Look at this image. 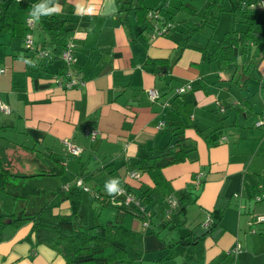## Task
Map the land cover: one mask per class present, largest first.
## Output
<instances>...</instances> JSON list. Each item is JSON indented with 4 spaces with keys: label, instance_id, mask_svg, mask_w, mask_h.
<instances>
[{
    "label": "crops",
    "instance_id": "1",
    "mask_svg": "<svg viewBox=\"0 0 264 264\" xmlns=\"http://www.w3.org/2000/svg\"><path fill=\"white\" fill-rule=\"evenodd\" d=\"M154 2L142 0L146 7ZM118 8L115 0H0V101L8 107L0 108V162L10 176L19 177L20 186L27 185L30 176L53 182L50 187L29 186L30 191L14 193L52 191L45 199L53 211L69 213L72 198L61 192L71 184L79 187L72 195L101 207L99 222L115 220L133 232L125 251L130 248L134 257L126 252L116 264H264V219L255 217L264 215V197L252 202L233 195L254 193L253 197L264 189V125L254 124L264 116L263 95L249 101L242 90L231 92L222 82L215 83L228 79V68L217 59H200L193 45L201 46L207 38L194 42L190 36L192 46L178 44L188 25L179 34L169 16H163L169 25L158 32L161 19L146 26L130 7L123 26ZM51 14L69 24L77 22L65 35L74 42L71 67L82 79L80 85H57L53 75L62 61L52 54L44 60L34 48L24 46L29 34L38 51L50 50L41 44L48 32L40 21ZM256 69L264 76V58ZM182 83L189 87L173 94ZM148 88L157 90L159 97L150 100ZM167 122L184 124L183 135L194 143L196 158L148 172L129 169L136 153L169 139ZM241 134L247 139L244 148L238 144ZM62 139L79 146L78 154L68 153ZM49 168L50 173L42 172ZM133 170L136 174L129 175ZM89 171L97 173L88 176ZM104 175L134 197L147 190L148 216L120 212L116 205L123 194L116 191L110 192L111 202L95 200L92 193L94 188L103 190L98 181ZM66 182L62 190L60 185ZM180 193L191 199L182 213L173 208L164 218L166 195L176 198ZM206 214L215 222L208 232L200 227ZM29 226L25 221L12 232L1 229L0 264H63L51 247L31 243ZM236 243L239 248L227 253Z\"/></svg>",
    "mask_w": 264,
    "mask_h": 264
},
{
    "label": "trees",
    "instance_id": "2",
    "mask_svg": "<svg viewBox=\"0 0 264 264\" xmlns=\"http://www.w3.org/2000/svg\"><path fill=\"white\" fill-rule=\"evenodd\" d=\"M119 4L118 11L122 12L119 15V22L123 26L127 25L125 19V11L130 7L134 10L136 20L141 23H145L146 26L152 22L153 15L148 16L147 12H157V18L161 21H165L164 17L158 15V8L146 7L142 0H115ZM222 0H205L202 5L196 10L197 19L193 20L186 29L182 32L179 39V45L182 47L192 46L188 40L190 35L195 30H210L216 22V18L219 11V3ZM257 0H236L235 4L231 1L230 20L228 27L223 32V35L219 39L211 38L210 36L201 45H193L198 49L201 60L217 59L218 62L224 68L236 69L239 67L238 74L233 81L237 82L240 86L245 87L249 77L254 76L252 70L256 69L258 60L264 58V29L256 27L258 23L255 17L257 11H264V5H255ZM239 10V19L244 22L243 28L235 27V11ZM167 21V20H166ZM41 27L47 30L48 37L44 39L41 44L50 46V50L46 48H40L39 51L34 42L32 45L35 51L38 52L40 58L46 60L52 56L55 58L60 57V50L68 38H66V32L69 29L75 28L77 22L69 24L65 18L57 15H44L40 21ZM156 23V21H153ZM44 51V53H42ZM51 51V52H50ZM42 59L39 65L43 64ZM58 68V73L61 74L63 68ZM163 102V101H162ZM161 102V103H162ZM166 104H161L164 107ZM163 123V121H162ZM170 137L160 146L151 148L146 153H136L135 159L132 161L129 169L135 168L136 170L148 172L151 169H159L164 165L183 161L194 160L196 158V152L194 143L183 135L182 128L184 124H170ZM53 169H46L42 172L50 173ZM96 171V170H95ZM89 171L86 175L93 176L97 172ZM11 172L2 165L0 162V190L3 189L6 179L9 178ZM85 175V174H84ZM101 177V176H100ZM98 179V178H97ZM102 181L99 182V186H102L103 190L99 191L98 188H94L95 194L92 193L95 200L100 204L109 202L108 196H110V190L108 185L113 182L108 181L107 176H102ZM121 185H124L123 183ZM122 187V186H119ZM24 190L30 191L27 185H23ZM60 191L61 188L59 187ZM66 191H62L66 198L70 199L76 206L79 205V195H72L79 187L70 185L66 188ZM22 192V193H23ZM66 192V193H65ZM141 193L135 198L138 203L142 205V211H138L137 207L131 202L128 204L120 203L116 207L120 212H130L141 218L148 216L149 207L145 209V204L149 202L148 191L141 189ZM238 193H233L237 196ZM100 195L103 199H100ZM23 197L31 196V200L27 202V199L18 212L13 214L12 212L0 214V236L2 235V226L4 225L3 217L9 218L8 222L14 226L20 225L25 221L30 222L28 230V238L31 239L32 244H45L56 252H58L63 259V264H116L126 257L125 246L131 243L133 232L130 229H122L117 225L115 220L86 224L81 220L77 214L76 209L70 210L69 213H58L53 211L51 205L45 199H39L38 195H21ZM191 198H187V193H180V196L176 197V206L174 211L179 214L182 213L183 206ZM155 202V201H153ZM28 203V207H26ZM153 204L150 203L149 206ZM208 215V214H206ZM211 216V215H210ZM164 218L167 216L163 215ZM211 218V217H210ZM201 223V222H200ZM199 223V225H200ZM215 222L213 219L208 225L200 227L208 232ZM211 225V226H212ZM132 234V235H131Z\"/></svg>",
    "mask_w": 264,
    "mask_h": 264
},
{
    "label": "rangeland",
    "instance_id": "3",
    "mask_svg": "<svg viewBox=\"0 0 264 264\" xmlns=\"http://www.w3.org/2000/svg\"><path fill=\"white\" fill-rule=\"evenodd\" d=\"M233 2V4H235L236 0H222L219 3V11H218V15L216 18V22L213 25V27L208 30L203 29V30H195L191 33V37H192V41H200V40H206V38H208L209 36L211 38L214 39H219L222 37L223 32L225 31V29L228 27L229 24V18H230V11L229 8H231V4L230 2ZM144 2V1H143ZM205 2V0H155V2L153 4H147L150 7H159L158 8V15L160 17L169 16L170 22L171 24H173V29H175L176 32H178L180 34V32L178 30H184L185 27L187 25H189L191 22H193V20L197 19V13L196 10L202 5V3ZM146 3V2H145ZM235 11V27L237 28H243L244 26V22L241 21L239 19V15L240 12L239 10H234ZM255 17L257 20V24L256 27L259 29H264V11H257L255 13ZM196 18V19H195ZM153 21H156L158 24L160 23V19L159 18H153ZM169 32L173 33V30H169ZM196 36H199V38H197ZM227 70V69H226ZM239 71V67H237L236 69H231L228 68V79L225 80H221L220 78H218L216 81H214L215 83L218 82H222V85L225 86V88H228L231 92H233L234 90H242V92L247 96V98L249 99V101H252V99L259 97V95H263V99H264V76H260L258 73V70H252V74L254 76L249 77V79L247 80V83L245 85V87L240 86L237 82L233 81V78H235L238 74ZM230 85V86H229ZM242 93V94H243ZM243 94V95H244ZM175 102H177L178 100H174ZM227 107L230 108V105H227ZM178 110V109H177ZM179 111V110H178ZM181 113V110L179 111ZM214 115L217 114L216 111L212 112ZM183 115H186L187 113L183 112ZM221 116V115H219ZM247 116V115H246ZM185 116H182L183 119ZM224 118V117H223ZM167 118L164 116L162 117V120L165 121ZM251 119V118H250ZM248 120L249 119H244V121L246 122V125L248 124ZM252 120V119H251ZM216 124L220 125L219 122V118L216 120ZM229 122V121H227ZM232 122V121H230ZM171 125L169 124V122H167V124L164 125L165 128H169ZM244 126V125H243ZM245 128V127H243ZM247 141L246 136H244L243 134L240 135V139H239V147L244 148V143ZM73 160V159H72ZM68 174V172H65ZM19 177L17 176H9V179L5 182L4 187L2 190H0V214L3 213H10L12 212L13 214H18V212L20 211V209L22 208V205H24L26 199L27 202L31 200V196L28 197H23L20 195H17V193H14L15 189H18V191L20 192V188L23 186H20V181L18 179ZM23 182V181H22ZM52 179L49 178H39L36 179L32 176L29 177V180L26 181L25 184H27V186H36V185H41V186H52ZM15 185V186H14ZM198 188V186H197ZM257 192V190H255V193ZM52 191H50L49 193H47V195L43 194V191H41L39 193V199H45L48 195H51ZM254 193H251L250 195L252 196ZM251 196H247L244 193L240 195V193L235 196L236 198H249L250 200L253 201H257L254 200L253 197ZM55 199H58L57 194H55ZM51 198H54V195L51 196ZM50 200L53 202L54 199ZM47 200V199H45ZM80 201V200H79ZM70 203V210H73L74 208L76 209V214L77 216L81 219L84 220V218H86L87 222H93V221H97L98 222V218H100L98 216V211L101 207H97L95 202H92L93 204H88V202L84 199H81V201L79 202V205L76 206V204L72 203L71 201H69ZM28 203H26V207ZM107 206V205H105ZM159 210L160 207H159ZM164 214V211L163 213ZM85 216V217H84ZM8 217L4 216L3 220L4 225L2 226V228H4L5 232H12L13 230V224L8 222ZM89 225V223H87ZM2 231V230H1ZM3 232V231H2ZM3 235V233H2ZM126 248V247H125ZM134 252H136V249H134ZM127 255L129 257H134V253L132 252V250L130 248H128L126 250ZM135 258L131 259L134 260ZM134 262V261H133ZM139 264V263H136Z\"/></svg>",
    "mask_w": 264,
    "mask_h": 264
},
{
    "label": "built area",
    "instance_id": "4",
    "mask_svg": "<svg viewBox=\"0 0 264 264\" xmlns=\"http://www.w3.org/2000/svg\"><path fill=\"white\" fill-rule=\"evenodd\" d=\"M255 5L258 6H263L264 5V0H257L255 2ZM148 16H151V14L153 15V17L151 20H153V18L157 19V13L155 14V12H147L146 13ZM28 20V18L26 19V21ZM153 23V22H152ZM169 22L168 21H163V25L162 28L160 30H158V32H162L165 31L166 28L168 27ZM155 27V25H154ZM24 46L26 48L32 49L33 45H32V40L29 36V34H25L24 36ZM73 49H74V42L71 39H67L66 42L64 43L63 47L61 48L59 54L60 57L63 61V68H62V73L61 74H54L53 75V79L56 82L57 85L62 86L63 88H67V87H71L74 85H80V83L82 82V79L80 78V76L76 73V71H74V68H72V63L74 61V57H73ZM44 53V51L42 52ZM0 70H2V68H0ZM189 87L188 83H182L178 86H175L173 88V92L175 94H178L184 90H186ZM146 93L149 97L150 100H155L159 97V94L157 92V90H155L154 88H148L146 89ZM163 104H166V101L163 102ZM0 108L3 111H8V107L4 104L1 103L0 101ZM159 124H162V122H159ZM255 125H264V116H261L260 118L256 119ZM63 145L66 148V150L68 151V153H70L71 155H77L78 152L80 151V147L75 145L74 143H72L71 141L67 140V139H62ZM135 171H130L129 175H135ZM76 183L80 182L79 177H77L75 179ZM67 186V182L66 183H62L60 185V187L62 188H66ZM117 191L116 193H122L123 196L121 199H119L117 201L118 204L120 203H124V204H128L130 203V201H132V203L137 207L138 211H142V205L138 203L137 199L130 193L126 192V189L124 187H116ZM264 197V189L262 191H260V193L256 194L253 196L254 199L258 200ZM166 204L163 208L164 211V215L168 216L169 213L171 212V210L176 206V198L172 195L167 194L166 195ZM108 200L111 202V198L110 196H108ZM257 220H262L264 219V215L263 214H257L256 216ZM211 221V218L209 215H206L202 224L204 226L208 225V223ZM146 223V221H145ZM239 248L238 243H236L235 247L226 250L227 253L228 252H234L235 250H237Z\"/></svg>",
    "mask_w": 264,
    "mask_h": 264
},
{
    "label": "clouds",
    "instance_id": "5",
    "mask_svg": "<svg viewBox=\"0 0 264 264\" xmlns=\"http://www.w3.org/2000/svg\"><path fill=\"white\" fill-rule=\"evenodd\" d=\"M82 10H83V9H82ZM88 11L91 12L92 9H88ZM173 94H174V92H173ZM108 187H109V190H110L111 192H115V191H117V188H116V185H115V184L108 185Z\"/></svg>",
    "mask_w": 264,
    "mask_h": 264
},
{
    "label": "water",
    "instance_id": "6",
    "mask_svg": "<svg viewBox=\"0 0 264 264\" xmlns=\"http://www.w3.org/2000/svg\"><path fill=\"white\" fill-rule=\"evenodd\" d=\"M9 220V219H8Z\"/></svg>",
    "mask_w": 264,
    "mask_h": 264
}]
</instances>
